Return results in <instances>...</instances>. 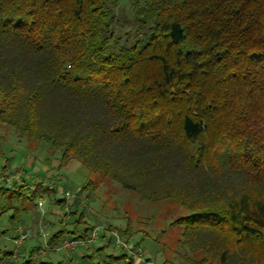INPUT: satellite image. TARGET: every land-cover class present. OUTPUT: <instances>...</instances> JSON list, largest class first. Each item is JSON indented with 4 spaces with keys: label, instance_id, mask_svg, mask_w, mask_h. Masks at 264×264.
I'll use <instances>...</instances> for the list:
<instances>
[{
    "label": "trees",
    "instance_id": "trees-1",
    "mask_svg": "<svg viewBox=\"0 0 264 264\" xmlns=\"http://www.w3.org/2000/svg\"><path fill=\"white\" fill-rule=\"evenodd\" d=\"M127 1L122 40L119 0H0V123L177 199L198 264H228L236 243L264 247V0Z\"/></svg>",
    "mask_w": 264,
    "mask_h": 264
},
{
    "label": "rangeland",
    "instance_id": "rangeland-1",
    "mask_svg": "<svg viewBox=\"0 0 264 264\" xmlns=\"http://www.w3.org/2000/svg\"><path fill=\"white\" fill-rule=\"evenodd\" d=\"M114 14L116 35L131 38L130 1L119 0ZM0 175V264H198L203 257L184 242L183 219L190 212L177 199L144 200L111 178L90 174L73 157L62 161L61 153L46 142L20 136L1 123ZM20 185L24 188L18 189ZM18 190L20 195L13 193ZM86 228L97 229L94 241L60 248ZM15 229L32 235L19 247L13 244ZM41 231L44 240L38 236ZM59 232L60 240L50 244ZM242 259L264 264V247L236 243L228 264Z\"/></svg>",
    "mask_w": 264,
    "mask_h": 264
},
{
    "label": "built area",
    "instance_id": "built-area-1",
    "mask_svg": "<svg viewBox=\"0 0 264 264\" xmlns=\"http://www.w3.org/2000/svg\"><path fill=\"white\" fill-rule=\"evenodd\" d=\"M65 196L68 197L69 193H65ZM38 205H41V203L39 202ZM96 228L92 231V234L90 235L89 239L87 240H68V241H63L62 245H61V249H65V250H72L73 248H75L76 246H82L85 245L86 243L92 242L94 241L95 237H96ZM32 235L29 234L28 232H23L21 230H16L15 232V237L13 238V244L15 247H19L27 238H30ZM38 236H40L43 240L45 237V233L43 231H41V233H38ZM45 247H49L47 244V241H45Z\"/></svg>",
    "mask_w": 264,
    "mask_h": 264
},
{
    "label": "crops",
    "instance_id": "crops-1",
    "mask_svg": "<svg viewBox=\"0 0 264 264\" xmlns=\"http://www.w3.org/2000/svg\"><path fill=\"white\" fill-rule=\"evenodd\" d=\"M17 229H15V232H16Z\"/></svg>",
    "mask_w": 264,
    "mask_h": 264
}]
</instances>
